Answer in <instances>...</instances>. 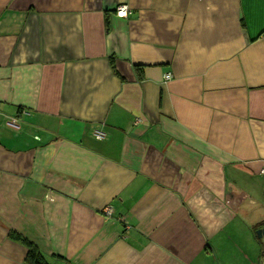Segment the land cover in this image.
Wrapping results in <instances>:
<instances>
[{
    "label": "crops",
    "instance_id": "crops-1",
    "mask_svg": "<svg viewBox=\"0 0 264 264\" xmlns=\"http://www.w3.org/2000/svg\"><path fill=\"white\" fill-rule=\"evenodd\" d=\"M263 30L264 0H0V264H264Z\"/></svg>",
    "mask_w": 264,
    "mask_h": 264
},
{
    "label": "built area",
    "instance_id": "built-area-1",
    "mask_svg": "<svg viewBox=\"0 0 264 264\" xmlns=\"http://www.w3.org/2000/svg\"><path fill=\"white\" fill-rule=\"evenodd\" d=\"M114 13L117 17L125 18L130 13V9L126 4H118L115 7ZM261 36L264 38V30H263ZM170 77H171V74L169 72L164 74L165 79H169ZM6 124L9 126H12V127H18V125L16 124L14 119H9L8 121H6ZM93 136L96 139H102L104 137V133L100 130H94ZM105 210H106V212H109L108 208H105Z\"/></svg>",
    "mask_w": 264,
    "mask_h": 264
},
{
    "label": "trees",
    "instance_id": "trees-1",
    "mask_svg": "<svg viewBox=\"0 0 264 264\" xmlns=\"http://www.w3.org/2000/svg\"><path fill=\"white\" fill-rule=\"evenodd\" d=\"M31 259L33 260V264H45L42 261L41 255L39 254V252L36 250L34 246H29L28 252L26 255L27 261L29 260L31 261Z\"/></svg>",
    "mask_w": 264,
    "mask_h": 264
},
{
    "label": "water",
    "instance_id": "water-1",
    "mask_svg": "<svg viewBox=\"0 0 264 264\" xmlns=\"http://www.w3.org/2000/svg\"><path fill=\"white\" fill-rule=\"evenodd\" d=\"M256 235L258 237H264V225L256 230Z\"/></svg>",
    "mask_w": 264,
    "mask_h": 264
},
{
    "label": "rangeland",
    "instance_id": "rangeland-1",
    "mask_svg": "<svg viewBox=\"0 0 264 264\" xmlns=\"http://www.w3.org/2000/svg\"><path fill=\"white\" fill-rule=\"evenodd\" d=\"M262 245V249H263V251H264V245L263 244H261Z\"/></svg>",
    "mask_w": 264,
    "mask_h": 264
}]
</instances>
